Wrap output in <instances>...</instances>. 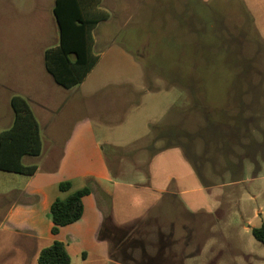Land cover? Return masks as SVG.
Wrapping results in <instances>:
<instances>
[{"label":"rangeland","instance_id":"1","mask_svg":"<svg viewBox=\"0 0 264 264\" xmlns=\"http://www.w3.org/2000/svg\"><path fill=\"white\" fill-rule=\"evenodd\" d=\"M100 7L112 18L95 30L96 51L107 54L91 69V90L104 88L91 95L96 162L80 167L115 185L122 225L108 221L101 230L108 259L78 250L71 264H264L252 235L264 225V0H104ZM30 13L38 23V10ZM34 29L0 36V132L13 123L11 99L23 98L42 141L41 155L24 164L64 179L71 174L59 172L65 153L83 157L68 137L88 109L65 102V90L49 91L55 84L44 50L58 32L40 38ZM47 92L53 114L39 107ZM5 175L13 177H0V220L29 179ZM6 241L0 232V264H35L23 237Z\"/></svg>","mask_w":264,"mask_h":264},{"label":"crops","instance_id":"2","mask_svg":"<svg viewBox=\"0 0 264 264\" xmlns=\"http://www.w3.org/2000/svg\"><path fill=\"white\" fill-rule=\"evenodd\" d=\"M102 3H104V0H102ZM56 5L57 0H0V36L26 37L32 34L31 29L33 28H35L33 30L34 35L38 34L40 38H48L50 28H52L53 33L54 31L55 33L56 31L58 32V38L55 40L54 46L44 50V63L47 72L46 55L48 51L57 49L61 45V31L55 14ZM33 6L38 10L39 15L38 23L35 24L28 21ZM101 9H104L109 14V17L112 18L109 10L103 7ZM101 23H98L92 32V54L93 56L98 55L99 59L103 57L104 53H97L96 51L95 30ZM4 27L8 29H3ZM87 53L91 56L89 50ZM50 76L52 77L51 74ZM52 79L55 85H50L49 91H53V93L58 95L61 90H65L67 92V100L65 102H73L75 106H86L88 109V119L77 123L73 132L68 137L70 141L79 142V151L81 152V157H83L81 159L79 157L74 158L73 156L76 154L65 153V158L61 161L59 172L71 174H68V178L64 179H59V177L49 171L42 172L41 165L30 164L35 165L37 171L32 176H28L29 179L27 181L20 183L18 185L19 188L12 194L14 198L7 213L0 220V232L4 233L5 237L8 238V241L4 242L5 246L13 237H23V243L27 244L25 247L26 251H29V254H33L32 261L35 264H38L40 252L51 246L55 241L64 243L69 254L71 251L76 252L81 250L85 254V259H87V253L91 252L92 261L106 260L110 254L109 245L106 240L101 241L99 235L101 230H104L105 223L108 221H111V225H122V223L118 222L117 213L120 198H116L117 190L115 185L103 175L90 172L93 169L84 170V168L80 167L82 160L86 164L88 163L87 166L89 167L91 166V162H96V159L92 158L91 153V141L96 139L91 126V95L104 90V88L99 87V89L91 90V70L82 82L71 88L60 86L55 82L53 77ZM48 93L50 92L41 97L42 103L39 107L46 114H53L52 107L54 106L46 99ZM98 147L99 145L97 144L96 150L99 151ZM0 177L10 178L13 176L5 175ZM63 181H71L73 192L90 187L92 193L83 200L84 213L81 220L61 228L57 235H53L51 232L53 223L50 209L58 197L68 195H61L59 191L58 185ZM110 217H112L113 221L109 219Z\"/></svg>","mask_w":264,"mask_h":264},{"label":"trees","instance_id":"3","mask_svg":"<svg viewBox=\"0 0 264 264\" xmlns=\"http://www.w3.org/2000/svg\"><path fill=\"white\" fill-rule=\"evenodd\" d=\"M101 3L102 0H57L55 14L61 31V45L48 51L46 63L48 72L60 86L71 88L82 82L93 68L95 59H98L92 54V32L98 23L109 17L101 9ZM10 104L14 119L10 128L0 132V171L32 176L37 167L26 166L24 158L41 155L40 126L23 98L15 96ZM58 187L61 195H68L58 197L51 205L53 235H57L61 228L81 220L84 213L83 200L92 193L90 187L73 192L71 181H63ZM252 235L264 247V225L254 228ZM38 264H71L66 245L55 241L43 249Z\"/></svg>","mask_w":264,"mask_h":264}]
</instances>
